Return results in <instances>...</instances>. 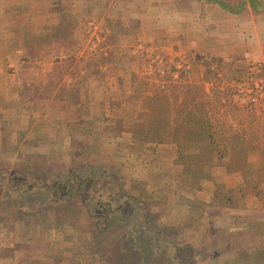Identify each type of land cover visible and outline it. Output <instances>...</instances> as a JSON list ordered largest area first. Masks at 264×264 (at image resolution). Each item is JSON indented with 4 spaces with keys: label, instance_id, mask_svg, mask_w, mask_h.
<instances>
[{
    "label": "rangeland",
    "instance_id": "obj_1",
    "mask_svg": "<svg viewBox=\"0 0 264 264\" xmlns=\"http://www.w3.org/2000/svg\"><path fill=\"white\" fill-rule=\"evenodd\" d=\"M106 1L110 3V0ZM122 1L137 8L141 7L134 14L139 11L141 13L143 8L154 10L174 6V10L181 12L197 8L201 16L208 14L213 19L226 18L219 15L215 9L209 6L201 7L192 0ZM59 3L61 6L58 7ZM42 5L48 9L52 8L48 2ZM7 7L8 9L4 11L0 10V39L4 35L14 34L17 38L15 45L17 50L12 52L11 44L0 43V181H43L45 178H48L47 181H63L64 177L60 178L59 174L63 175L71 166L70 156L75 154L76 157L84 155L93 158L101 140L105 139L101 150L112 153L119 161L122 166L120 176L124 181H130L128 191L136 193L137 189H140L147 195L148 203L160 219L168 217L171 220L173 216L169 212L171 207L164 205L163 198L158 194L160 187L155 184L158 179L148 177L150 165L136 154H129V149L124 145L118 146L112 141L115 121L111 119L132 117L118 114L120 110L117 112V108L123 107L119 103L128 99L133 100L129 95L137 90L136 92H140L142 96L141 99H137L140 106L134 111L138 112L135 115L137 117L143 109L142 106L148 103L155 104L161 111L166 110L168 106L173 107L175 111L171 115L172 119L179 105L189 110H196L199 106L207 112L205 119H211L213 124H217L216 121L223 123V129L219 131L221 134L228 130L229 123L240 132L248 114L237 112L232 102L237 101L238 96H243V100L238 102L239 107L250 101L252 86H255L256 94L253 98L256 103L255 115L264 121V112L260 110L264 108L262 89L264 59L251 56L252 51V54L242 57L241 61L236 63L235 59H223L217 55L221 51L219 42L212 43L216 48L211 51L192 48L182 36L176 38L167 36L153 44L144 41L121 44L117 41V36L108 31V25L112 16L127 17L131 9H112L113 12L109 15L107 10L99 7L98 0H86L80 10H76L69 1H58L53 7L58 8L54 12L51 11L56 14L53 25L58 30L51 34L44 31L50 26L39 24L37 30L40 32L36 33L33 25L25 22L29 12L27 5L20 6L18 10H15V7ZM60 13H64V19L70 17L69 24L67 20L66 23L60 21ZM248 13L250 11L236 18ZM255 16L264 20V15ZM233 20L227 18L229 23ZM254 20L257 19L254 17ZM3 21H7L8 25L5 26ZM262 22L257 24L255 21L257 29L250 30L253 36L247 34L248 38L228 39L227 43L223 41L222 44L235 45L239 47L238 50L245 48L244 50L250 51L249 49L254 48L259 51V55L262 56V53L264 55L263 46L257 41V35L259 37L262 30L261 25H264ZM248 25L253 28L254 22L250 20ZM186 27V24L182 25L183 32L187 34L190 28L187 30ZM29 31L32 33L30 43L27 40ZM20 43L22 47L19 46ZM161 43L175 45L174 51L177 54L169 56L171 61L166 59V56L164 58L165 50L161 51V48L156 46ZM118 51L121 67L118 66L116 70L120 72H117L114 79L115 94L109 90L108 81L105 87L101 82L97 84L93 82L92 88L102 98L95 103H88L85 100L81 103L78 97L79 89L85 86V82L92 76V68L113 63L114 55H117ZM217 59L232 61L233 64L224 67ZM217 63L224 72L216 70ZM211 71H216V75ZM99 78L101 80V77ZM175 93L178 96L176 101ZM50 99L75 103L74 106L70 105L61 117L54 119L45 112L44 105L37 103ZM228 99H231V102ZM14 100L16 104L11 102ZM5 101L9 102L7 106ZM200 102H204L205 106L198 104ZM11 104L15 105L14 111ZM123 108L128 110L132 106ZM13 112L19 113L18 116H14ZM122 135L132 136L130 133ZM157 140L153 130H146L145 144L156 147L160 155H167L170 145L158 144ZM131 151L136 149L132 148ZM157 174L158 172H154V175ZM55 175L59 179L52 180ZM239 179L238 172L225 174L223 171V181L218 183L224 184L222 190L225 192L228 189H235L243 182L238 181ZM212 190L213 187H208L200 194L212 206L210 215L217 217L216 227H220L219 230H222L221 228L226 230L225 236L230 245L249 246V236L234 232L235 229L239 230L238 225L234 224L241 220L236 218L240 215H264V193L260 203L257 196L247 190L246 193L235 192L233 200L236 205L224 208L214 205L216 203H210L209 200L216 202V199L210 198ZM76 202L72 199L67 203H43L33 197L17 199L6 206L2 205L4 212L0 214V263L94 264V261L97 264L106 263L109 258L101 259L99 256V252L104 249L96 241L90 225L86 224L82 205ZM28 205H34L33 215L27 213L25 207ZM7 207L12 210V214H6ZM166 210L167 213L164 215ZM188 222L189 228L200 226L197 220ZM174 229L177 231L175 227ZM154 251L148 263L164 264L166 258L162 254H157L155 249ZM2 258L8 259L5 261Z\"/></svg>",
    "mask_w": 264,
    "mask_h": 264
},
{
    "label": "trees",
    "instance_id": "obj_2",
    "mask_svg": "<svg viewBox=\"0 0 264 264\" xmlns=\"http://www.w3.org/2000/svg\"><path fill=\"white\" fill-rule=\"evenodd\" d=\"M192 1L201 7L209 6L230 20L248 11L264 15V0ZM60 16L61 22L67 20L69 24V16L67 19H64V13ZM29 32L27 40L32 37ZM19 46L22 47L21 43ZM217 61L224 67L233 64L232 61ZM218 63L216 70L224 72ZM211 72L216 75V71ZM252 88L250 101L239 107L238 102L243 96H238L237 101L232 102L237 112L248 114L240 132L229 123L228 130L221 134L223 123L216 121L217 125L211 119H205L207 112L199 106L189 110L179 105L172 119L173 107L161 111L155 104L148 103L142 106L139 117L115 119L112 141L118 146L124 145L129 154H136L150 165L148 177L158 179L155 183L160 187L158 194L163 198V204L171 207V220L168 217L161 220L140 189L136 193L128 191L130 181H124L120 176L122 166L119 161L112 153L101 150L105 139L101 140L93 158L72 154L71 166L63 175L59 174L60 178L64 177L63 181H47L48 178L43 181H0V214L4 212L2 205L17 199L36 197L43 203H67L75 199L82 205L86 224L90 225L96 241L104 249L99 256L109 258L104 264H149L154 249L166 258L164 264H264V215L236 217L241 220L235 222L239 230L234 232L248 235L250 245L232 246L225 236L226 230L216 227L217 217L210 215L211 204L200 194L213 187L210 198L216 202L209 200L210 203L224 208L236 205L235 192L246 193L247 190L255 194L259 202L262 199L264 121L255 115L256 87ZM174 95L176 101L178 96ZM198 104L205 106L204 102ZM260 110L264 112V108ZM146 130L155 132L158 144L170 145L167 155H160L156 147L145 144ZM122 133L132 136L126 137ZM132 148L136 151H131ZM223 171L225 174L238 172V181L243 182L224 192V184L218 183L223 181ZM154 172L158 174L154 175ZM57 178L55 175L52 180ZM33 206L25 207L29 215H33ZM6 210V214H12L10 208ZM166 213L167 210L164 215ZM193 220L199 221L200 226L189 228L187 223Z\"/></svg>",
    "mask_w": 264,
    "mask_h": 264
},
{
    "label": "crops",
    "instance_id": "obj_3",
    "mask_svg": "<svg viewBox=\"0 0 264 264\" xmlns=\"http://www.w3.org/2000/svg\"><path fill=\"white\" fill-rule=\"evenodd\" d=\"M58 1L63 0H0V10L4 11V9H8L7 6L15 7V10H18L20 6H25L27 5L29 12L27 14L28 17L25 18V22L28 24L33 25V30L38 33L40 32L37 30V26L42 25V26H50V28H46L44 31H49L50 34L53 33V31H57L58 28L54 26L53 24L55 23L54 20L56 18V14L52 13L54 12L59 6H61V3H59L58 7L53 8L56 6ZM72 3V6L76 10H80L83 7V4L86 2V0H66ZM99 1V7L102 9L107 10L108 14H112V9L113 10H119V9H131V13L127 17H113L111 19L110 25H108V31L117 36V41L120 42L121 44L124 43H131L134 41H144L147 43H156L158 42L159 39L166 38L167 36H171L172 38L176 37H184L187 39L189 42V46L192 48L195 47L197 50L202 49V50H208L211 51L213 48L215 49V45H213V42L220 43L221 44V51L218 52V56H221L223 59H228L232 58L235 59V62H240L242 57H247L248 54H253L251 56H256V58L262 57L264 59V55L262 53V56L258 54V50H254V48L248 50H244L245 48H241L238 50L239 47L235 45H223L224 42H228V39H237L240 40V38H245L249 37L248 35L253 36L250 32V30H256L257 28L255 27L258 23H261L262 20L260 17L255 16L254 13L250 11L247 15H241L238 18H234L232 22H228L227 18L223 19H213L212 16H208V14L201 16L199 13V10L197 8H194L191 11H185L181 12L179 10H174V6L170 8H155L150 9V8H143V10L139 11V13L134 14V12L137 9L135 6L132 4H129L125 1L122 0H110V3H106V0H98ZM106 1V2H105ZM113 1H116L115 3ZM5 2V4H3ZM45 2H48L51 5V9H48L47 7H44ZM7 7V8H6ZM52 11V12H51ZM133 12V13H132ZM254 17L257 20H254ZM260 18V19H259ZM249 20V21H248ZM253 23V28H251L250 25H248V22ZM255 21H257V24H255ZM264 23V22H262ZM3 24L6 26L8 25L7 21H3ZM186 24L188 27L187 30L188 33L183 32L182 25ZM117 25V26H116ZM262 26V30L259 32L260 35L258 37L257 35V41L260 42L259 44L263 46L264 49V25ZM36 27V29H35ZM186 27V28H187ZM64 34V32H61ZM66 34V33H65ZM110 34V33H109ZM242 36V37H239ZM261 36V37H260ZM260 39V40H259ZM262 41V43H261ZM0 43L3 45H9L11 44L10 50L12 52L16 51V43H17V38L14 36V34L11 33L8 35H4L0 39ZM160 43V42H159ZM218 43V44H219ZM127 45V44H126ZM257 45V44H256ZM255 45V48H256ZM161 48V51H164V58L165 56L167 57L169 61L172 59L169 56H173L176 51H174V46L173 44H165L161 43L160 45H156ZM258 46V45H257ZM115 50V49H114ZM260 50V49H259ZM252 51V52H251ZM263 52V51H262ZM209 54L211 52H208ZM177 54V53H176ZM115 60L113 63L105 65L103 67L101 66H95L92 68V76L88 78V80L85 82V86L81 87L79 90V98L80 102L82 103L83 100H85L88 103H95L97 100L102 98L99 96L96 92L95 89L92 88V83L94 82L95 84L101 82V84L105 87L108 81V86L109 90L111 91L112 94H115V89H114V79L117 75V72L119 73L120 71L116 70L118 69L119 65V60L120 59V54L119 51L117 55H114ZM125 64V62H123ZM127 63V62H126ZM180 64V63H179ZM101 77V80L100 78ZM1 79V77H0ZM210 81V80H209ZM211 82V81H210ZM137 90H134L131 92L129 97L133 100H127L123 101V103H119L120 106H132L131 109L124 110L123 107L117 108V112L120 110L118 114H122L124 116H132L134 117L138 112L137 107L139 108L140 103L139 101L137 102V99H141V93L136 92ZM90 95H94V97H90ZM103 96V95H102ZM17 101V99L15 98ZM11 101L16 104V101ZM6 106L8 105L7 101H5ZM41 106H45V112L47 114H50V118L58 119L61 117L63 112L65 110H68V107L70 105L74 106L73 104L75 103L74 101L68 102L66 100H58V99H50V100H40L37 102ZM78 103V101H77ZM76 103V104H77ZM12 105V104H11ZM13 106V111L15 110ZM54 107H58V109H55ZM36 111V110H35ZM34 111V112H35ZM19 114V113H18ZM17 112H13L14 116H18ZM53 114V115H52ZM116 119L112 118L111 120L114 122ZM125 135L129 133H124ZM69 135V134H68ZM74 138V136H71ZM8 258H2V260H7ZM10 259V258H9ZM2 262V261H1ZM1 264V263H0Z\"/></svg>",
    "mask_w": 264,
    "mask_h": 264
}]
</instances>
